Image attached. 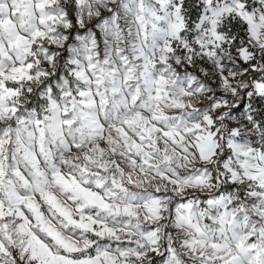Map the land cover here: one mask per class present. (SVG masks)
Listing matches in <instances>:
<instances>
[{
    "label": "snow or ice",
    "instance_id": "1",
    "mask_svg": "<svg viewBox=\"0 0 264 264\" xmlns=\"http://www.w3.org/2000/svg\"><path fill=\"white\" fill-rule=\"evenodd\" d=\"M0 264H264V0H0Z\"/></svg>",
    "mask_w": 264,
    "mask_h": 264
}]
</instances>
